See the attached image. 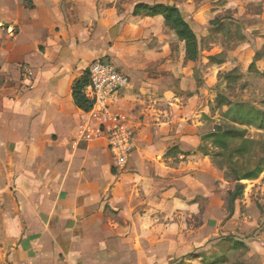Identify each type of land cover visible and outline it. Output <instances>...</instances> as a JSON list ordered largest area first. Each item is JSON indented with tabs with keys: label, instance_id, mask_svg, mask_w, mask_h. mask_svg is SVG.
I'll return each mask as SVG.
<instances>
[{
	"label": "rangeland",
	"instance_id": "374dc122",
	"mask_svg": "<svg viewBox=\"0 0 264 264\" xmlns=\"http://www.w3.org/2000/svg\"><path fill=\"white\" fill-rule=\"evenodd\" d=\"M35 2L16 0L11 13L24 7L34 15ZM38 2L45 8L44 0ZM141 3L179 9L197 37V62L186 60L183 43L160 17L132 16ZM57 5L60 13L50 15L64 21L57 25L51 19L52 34L72 37L95 59L112 62L131 83L136 74L152 86L172 87L142 93L137 100L155 101L156 109L166 110L160 102L177 99L186 111H175L172 134L183 139L194 132L200 139L193 151L192 142L183 139L184 153L168 157L176 147L142 137L141 149L149 143L152 155L134 161L143 182L134 211L138 218L114 220L123 235L130 228L138 234L123 248L134 242L147 245L140 260L147 258L149 264H264V0H59ZM249 16H257L260 29L244 34L240 23ZM11 24L0 20V39L17 35L9 30ZM218 37L223 50L217 48ZM222 63L228 66L216 74L214 64ZM179 69L187 77L181 91L180 80L171 81ZM122 113L134 128L136 145V127ZM115 238L120 237L113 235L108 243ZM130 253L124 251V258ZM0 264L5 262L0 259Z\"/></svg>",
	"mask_w": 264,
	"mask_h": 264
},
{
	"label": "crops",
	"instance_id": "0c3cea01",
	"mask_svg": "<svg viewBox=\"0 0 264 264\" xmlns=\"http://www.w3.org/2000/svg\"><path fill=\"white\" fill-rule=\"evenodd\" d=\"M35 1L34 15L22 6L11 13L16 0H4L0 5V20L12 23L9 30L18 31L12 39H0V259L5 264L144 262L140 253L148 252L147 245L134 242L124 249L122 244H132L138 234L130 228L123 235L118 230L120 224L114 221L138 218L134 211L143 182L135 173L134 161L152 155L149 143L141 149L140 141L144 136L148 142L159 139L157 144L176 147L179 155L184 153L183 139L192 142L190 150L199 148L200 139L194 132L183 139L172 134L171 128L177 124L175 111H186L177 99L160 102L166 110L156 109L155 101L146 104L145 98L143 102L137 100L142 93L172 87L156 82L152 86L135 74L134 89L130 82L114 102L138 132L126 166L114 167L103 142L81 141L86 117L74 106L71 89L85 65L97 57L79 47L72 37L51 33L52 18L57 25L64 21L61 15H50L60 13L59 0H44L45 8ZM248 19L240 23L244 34L260 29L257 16ZM216 40L217 48L223 50L219 48L222 39ZM227 66L214 64V71L218 74ZM211 67L206 69L210 74ZM25 70L32 72L31 78H25ZM177 71L171 81L180 80L181 91L187 77L181 69ZM113 235L121 239L108 243ZM124 251L133 255L125 254L124 258ZM144 263L149 264V260L145 258Z\"/></svg>",
	"mask_w": 264,
	"mask_h": 264
},
{
	"label": "built area",
	"instance_id": "2783aa9c",
	"mask_svg": "<svg viewBox=\"0 0 264 264\" xmlns=\"http://www.w3.org/2000/svg\"><path fill=\"white\" fill-rule=\"evenodd\" d=\"M24 74L32 77L31 71ZM129 86V77L112 62L96 59L87 68V83L82 89L90 108L82 111L86 122L81 126V141L103 142L115 168L126 166L135 145L134 128L122 110L114 107L118 94Z\"/></svg>",
	"mask_w": 264,
	"mask_h": 264
},
{
	"label": "trees",
	"instance_id": "16d2710c",
	"mask_svg": "<svg viewBox=\"0 0 264 264\" xmlns=\"http://www.w3.org/2000/svg\"><path fill=\"white\" fill-rule=\"evenodd\" d=\"M132 16L135 18H155L160 17L166 29L173 32L177 40L184 45L185 57L188 62H197L199 59V46L195 33L183 18L181 12L176 6L166 4H137L134 6ZM254 68V66H252ZM252 69V68H251ZM255 73H257L255 71ZM261 74V73H260ZM264 75V73L262 74ZM87 83V70L84 74L76 80L72 86V100L74 106L81 110L87 111L90 108V103L84 98L82 89ZM177 148L171 149L166 156L177 154ZM241 191V188L239 189ZM232 206L234 204L233 197L228 200ZM244 247L243 244H238Z\"/></svg>",
	"mask_w": 264,
	"mask_h": 264
}]
</instances>
